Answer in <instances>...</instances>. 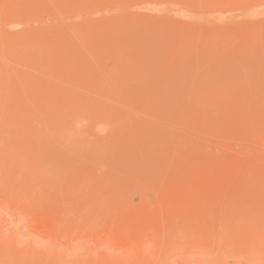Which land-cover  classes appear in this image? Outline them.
Returning <instances> with one entry per match:
<instances>
[{"label":"rangeland","instance_id":"1","mask_svg":"<svg viewBox=\"0 0 264 264\" xmlns=\"http://www.w3.org/2000/svg\"><path fill=\"white\" fill-rule=\"evenodd\" d=\"M0 264H264V0H0Z\"/></svg>","mask_w":264,"mask_h":264}]
</instances>
